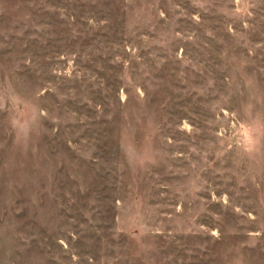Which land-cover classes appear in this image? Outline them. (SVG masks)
<instances>
[{"label": "rangeland", "instance_id": "rangeland-1", "mask_svg": "<svg viewBox=\"0 0 264 264\" xmlns=\"http://www.w3.org/2000/svg\"><path fill=\"white\" fill-rule=\"evenodd\" d=\"M0 264H264V0H0Z\"/></svg>", "mask_w": 264, "mask_h": 264}]
</instances>
